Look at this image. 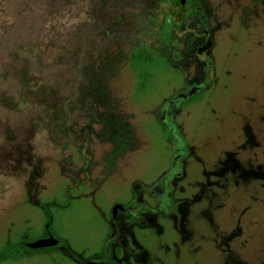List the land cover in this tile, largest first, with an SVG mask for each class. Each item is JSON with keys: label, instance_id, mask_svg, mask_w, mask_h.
<instances>
[{"label": "rangeland", "instance_id": "obj_1", "mask_svg": "<svg viewBox=\"0 0 264 264\" xmlns=\"http://www.w3.org/2000/svg\"><path fill=\"white\" fill-rule=\"evenodd\" d=\"M176 1L0 0V264H264V0Z\"/></svg>", "mask_w": 264, "mask_h": 264}, {"label": "water", "instance_id": "obj_2", "mask_svg": "<svg viewBox=\"0 0 264 264\" xmlns=\"http://www.w3.org/2000/svg\"><path fill=\"white\" fill-rule=\"evenodd\" d=\"M186 1L187 0H177L176 1V7L178 9L183 8L186 4ZM118 209H122V206L117 204L113 208V216H115ZM55 244H57V240L54 239L52 236H50L49 238L41 239V240H38L36 242L29 243L28 246L30 248H40V247H47V246H51V245H55Z\"/></svg>", "mask_w": 264, "mask_h": 264}, {"label": "trees", "instance_id": "obj_3", "mask_svg": "<svg viewBox=\"0 0 264 264\" xmlns=\"http://www.w3.org/2000/svg\"><path fill=\"white\" fill-rule=\"evenodd\" d=\"M156 57V53L149 51L148 49L141 48L132 53V60L137 62H150L154 60Z\"/></svg>", "mask_w": 264, "mask_h": 264}, {"label": "flooded vegetation", "instance_id": "obj_4", "mask_svg": "<svg viewBox=\"0 0 264 264\" xmlns=\"http://www.w3.org/2000/svg\"><path fill=\"white\" fill-rule=\"evenodd\" d=\"M125 211V210H124ZM118 217V215L116 216H114V220H113V222L111 223V226H112V228H113V230H115V229H117V227H116V223H115V220H116V218Z\"/></svg>", "mask_w": 264, "mask_h": 264}]
</instances>
